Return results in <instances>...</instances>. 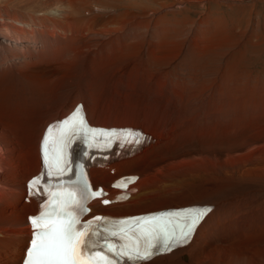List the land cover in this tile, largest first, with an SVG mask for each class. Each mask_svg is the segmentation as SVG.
Wrapping results in <instances>:
<instances>
[{
	"label": "bare ground",
	"instance_id": "bare-ground-1",
	"mask_svg": "<svg viewBox=\"0 0 264 264\" xmlns=\"http://www.w3.org/2000/svg\"><path fill=\"white\" fill-rule=\"evenodd\" d=\"M16 2L30 12L0 10V37L13 42L0 44V264H19L29 237L25 180L39 167L42 129L77 101L94 124L136 125L155 138L114 174L93 171L105 185L139 174L127 202L96 210L213 204L189 244L153 264H264L259 54L240 34L167 16L172 4L157 0Z\"/></svg>",
	"mask_w": 264,
	"mask_h": 264
},
{
	"label": "snow or ice",
	"instance_id": "snow-or-ice-1",
	"mask_svg": "<svg viewBox=\"0 0 264 264\" xmlns=\"http://www.w3.org/2000/svg\"><path fill=\"white\" fill-rule=\"evenodd\" d=\"M88 130L85 119L77 108L71 117L62 122L58 134L43 139L45 163L48 175H59L67 164L65 156L74 133ZM53 131L50 126L48 132ZM93 132L92 140L99 138ZM132 137L128 143H139V137L130 130H121ZM110 135H116L112 130ZM125 178L114 186L133 182ZM38 186V180L30 181L29 187ZM102 190L91 191L79 187L73 191L52 193L53 206L30 217L33 236L26 252L24 264H143L156 251H171L188 242L203 217L211 211L208 207L181 209L142 217L125 218L108 223L106 217L96 216L81 222L89 210L88 199L102 195ZM58 197V198H57ZM105 204L109 201L105 200ZM100 222V223H97Z\"/></svg>",
	"mask_w": 264,
	"mask_h": 264
},
{
	"label": "rangeland",
	"instance_id": "rangeland-1",
	"mask_svg": "<svg viewBox=\"0 0 264 264\" xmlns=\"http://www.w3.org/2000/svg\"><path fill=\"white\" fill-rule=\"evenodd\" d=\"M157 1L160 4H172V6H167V8L165 7L162 10V12L168 13L167 16L169 17L175 16L171 13L173 11H180L181 13H178L175 17H180V15L191 16L195 28L198 27L202 30L222 28L238 35L240 34L242 41H246L247 51L255 50L256 54H259V58L264 62V0H185L181 4L178 0ZM6 8L9 11L18 8V12H30L29 8H20V3L16 2V0H0V10H5ZM192 20L187 22L186 26ZM23 32L27 38L39 39V35L32 33L29 28ZM1 43L7 44L3 45L7 50L13 44L6 37H0ZM262 62L261 64L259 63L260 65L258 64L260 68L264 66ZM4 156V154H0L1 158Z\"/></svg>",
	"mask_w": 264,
	"mask_h": 264
}]
</instances>
